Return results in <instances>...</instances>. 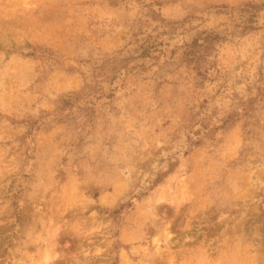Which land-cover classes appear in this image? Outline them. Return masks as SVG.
<instances>
[{
  "label": "rangeland",
  "instance_id": "rangeland-1",
  "mask_svg": "<svg viewBox=\"0 0 264 264\" xmlns=\"http://www.w3.org/2000/svg\"><path fill=\"white\" fill-rule=\"evenodd\" d=\"M0 264H264V0H0Z\"/></svg>",
  "mask_w": 264,
  "mask_h": 264
}]
</instances>
